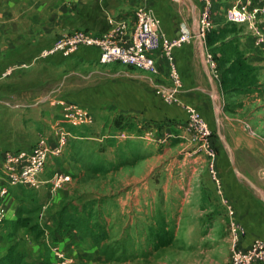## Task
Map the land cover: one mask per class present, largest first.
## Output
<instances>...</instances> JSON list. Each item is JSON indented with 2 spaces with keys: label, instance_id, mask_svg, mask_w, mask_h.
<instances>
[{
  "label": "crops",
  "instance_id": "crops-1",
  "mask_svg": "<svg viewBox=\"0 0 264 264\" xmlns=\"http://www.w3.org/2000/svg\"><path fill=\"white\" fill-rule=\"evenodd\" d=\"M251 1L258 3V0ZM232 2L214 0V23L225 21V11ZM260 3L264 6V0ZM198 4V0L189 3L185 0H0V65L4 68L19 61L30 62L57 37L77 29L103 35L112 28L110 19L114 24L124 23L130 30L134 10L140 6L156 15L162 33L173 36L182 24L189 29L193 27ZM260 25L264 28V23ZM243 29L238 35L239 50L256 72L257 82L244 91L229 94H224L219 81L211 78L202 50L194 40L174 51L181 85L172 103L163 99L171 79L169 65L158 50L151 52L159 67L157 74L129 69L116 62L100 63L97 53L86 48L76 50L69 57L56 55L37 59L27 68L18 69L0 84V93L4 94V98L0 97V113H5L4 119L10 121L9 129L0 126V168L5 150L30 152L40 136L49 144L55 142L64 124L62 109L57 106L52 110L54 114H47L39 102L46 87L57 86L51 96L80 103L94 114L97 126H109L121 116L136 124L146 123L150 130L159 128L161 135L164 132L168 137L185 139V153L181 154L179 162L187 163L186 169L194 173L172 179L170 190L167 187L165 192L172 196V204H176L182 214L211 216L208 230L213 238L228 242L229 256L228 223L232 220L245 227V234L239 240L240 248H247L255 238L264 239V199L249 184L251 181L264 196V48L255 46L251 33ZM214 92L221 100L222 133L232 156L230 159L226 147L215 137V177L205 168L207 157L192 153L186 126V105H194L210 123L215 106ZM225 103L228 110L224 109ZM30 119L36 120L31 126ZM39 121L42 133L37 127ZM203 171L206 173L199 174ZM10 195L9 192L4 199L6 219L15 220ZM201 225L206 229L207 224ZM187 228L177 227L184 232L193 229ZM179 230H175L176 240L185 244V235L181 238ZM206 233L198 234L197 239H204ZM61 234L62 242L67 244L65 247L77 255L76 246H82L80 235L67 229L61 230ZM44 258L39 256L35 262L31 258L26 260L33 264H50Z\"/></svg>",
  "mask_w": 264,
  "mask_h": 264
},
{
  "label": "rangeland",
  "instance_id": "rangeland-1",
  "mask_svg": "<svg viewBox=\"0 0 264 264\" xmlns=\"http://www.w3.org/2000/svg\"><path fill=\"white\" fill-rule=\"evenodd\" d=\"M185 1L189 3L194 0ZM195 25L196 21L190 28L191 33H194ZM243 32L242 26L229 24L222 19L213 22V27L204 39L195 37L194 41L201 50H207L208 47L219 60H225V47L219 37L234 35L233 40L239 46L238 35ZM255 75L257 77L256 72ZM5 78H0V84ZM55 88L57 86L46 87L40 98L39 103L43 104V111L47 114H54L53 108H57L49 101ZM215 94L210 125L216 140L221 142L217 136L215 116L217 113L222 130V104ZM0 97L4 98V94L0 93ZM4 117L5 113H0V126L9 129L10 121ZM32 121L36 122L30 119V126ZM37 123L42 133L43 128L39 129L42 124L40 121ZM63 126L70 130L71 135L62 154L45 166L41 183L33 187L14 186L10 189L15 217L28 214L40 229L14 230L10 226L13 220L1 222L0 256L6 254L7 248L14 246L26 254V259L29 256L35 262L39 256H44L49 260L50 246L57 242L73 264H230L228 242L213 238L208 230L212 224L209 222L211 216L182 214L176 204H172V196L165 192L167 187L170 190L172 179L194 173L186 169L187 163H180V156L185 153V139L168 137L164 132L161 135L159 128L156 131L152 129L149 134L146 123L136 124L121 116L116 117L109 126L101 127L94 123L89 126H70L66 122ZM122 131L130 137L119 136ZM205 168L208 171L207 162ZM55 171L69 175V180L50 191L45 180ZM62 208L88 217L91 224L97 223L99 230L96 235L103 237L100 244L95 245L91 238L85 237L82 246H76L79 248L77 255L71 253V249L66 248L67 244L62 242L61 231L53 227L54 217ZM158 214L165 217L174 231L179 230L177 227H193L186 232L179 230L181 238L185 235V244L178 242L164 250H152L148 228L154 225ZM203 223L207 224L206 229L201 225ZM43 228L45 230L41 233ZM103 230L105 235L102 234ZM204 232H207V236L198 240V234Z\"/></svg>",
  "mask_w": 264,
  "mask_h": 264
},
{
  "label": "built area",
  "instance_id": "built-area-1",
  "mask_svg": "<svg viewBox=\"0 0 264 264\" xmlns=\"http://www.w3.org/2000/svg\"><path fill=\"white\" fill-rule=\"evenodd\" d=\"M251 0H233L225 11V21L245 27L252 35L254 44L264 48V6ZM198 11L194 33L182 24L179 32L166 36L160 30L158 18L144 6L137 7L133 13V25L130 30L124 23H115L110 19L112 28L103 35H94L84 29H77L57 37L51 44L43 47L30 61H19L0 69V78H5L18 69L27 68L37 59H47L52 56L69 57L76 50L86 48L97 53L100 63L116 62L128 67L145 70L157 74L159 67L151 55L152 51H160L169 65L171 86L163 95L166 103L175 100V94L181 85L180 75L174 63V51L189 45L195 37L204 39L213 27L214 0H198ZM202 55L206 62L211 78L220 80L221 69L211 53L205 49ZM49 101L62 109L63 121L70 126H89L94 123V114L76 102L64 97L50 96ZM186 126L192 153L207 157L210 174L216 175V145L212 126L194 105H186ZM151 130L149 131V134ZM70 130L63 126L59 130L53 144H49L43 136L39 137L30 152L22 150H5L2 155L0 168V223L6 220V205L4 199L14 186L33 187L41 183V177L47 163L59 157L64 150ZM119 136L130 137L122 131ZM133 136V135H131ZM69 180V175L55 171L45 183L50 191ZM245 234V227L237 220L228 224L230 242V264H264V239L255 238L247 248L239 247V240ZM50 264H73L59 243L50 246Z\"/></svg>",
  "mask_w": 264,
  "mask_h": 264
},
{
  "label": "trees",
  "instance_id": "trees-1",
  "mask_svg": "<svg viewBox=\"0 0 264 264\" xmlns=\"http://www.w3.org/2000/svg\"><path fill=\"white\" fill-rule=\"evenodd\" d=\"M232 24V23H229ZM236 25V24H233ZM209 34V33H208ZM207 34V35H208ZM206 35V36H207ZM232 35V34H231ZM234 35L227 37H219L221 44L224 45L225 60H219L215 53L208 47L207 50L215 58L221 69L220 87L224 94H229L233 91H244L245 87L252 86L256 83V75L254 69L247 64L246 58L239 50V46L234 42ZM211 43V42H210ZM240 51V52H239ZM225 95L224 98H226ZM227 104V103H226ZM228 105V104H227ZM224 109L228 110L229 106ZM120 121V118L118 119ZM215 135V132H214ZM7 222V219H6ZM11 228L17 230L19 228H27L29 231L39 230L38 223L32 220L31 216L19 215L10 224ZM53 227L60 232L61 230H73L80 235L81 239L85 237L92 239L95 245H99L102 236L96 235L99 230L97 223L91 224L89 218L80 216L77 213H71L62 208L54 217ZM51 228V227H50ZM44 228L41 230L43 233ZM149 239L151 240L152 250L157 252L177 245L174 228L171 227L163 215L158 214L154 220V225L148 228ZM103 235L106 233L103 230ZM38 235V233H36ZM42 235V234H41ZM36 238V237H35ZM49 258V263H50ZM0 264H33L26 260V254L23 251L15 249L14 246L7 248L6 254L0 256ZM41 264H46L41 263Z\"/></svg>",
  "mask_w": 264,
  "mask_h": 264
},
{
  "label": "water",
  "instance_id": "water-1",
  "mask_svg": "<svg viewBox=\"0 0 264 264\" xmlns=\"http://www.w3.org/2000/svg\"><path fill=\"white\" fill-rule=\"evenodd\" d=\"M215 105V104H214ZM215 120H216V123H217V136L219 137V139L221 140V142H222V144L226 147V149L228 150V152H229V157H230V159L232 158V156H231V153H230V146H229V144H228V142H227V140L224 138V136H223V134H222V130H221V128H220V125H219V121H220V119H219V116H218V114L216 113V116H215ZM234 168V170L236 171V173H238L239 174V172H238V170L235 168V167H233ZM247 179V178H246ZM249 184L254 188V189H256L260 194H261V196H262V198L264 199V196H263V194H262V192L251 182V181H249Z\"/></svg>",
  "mask_w": 264,
  "mask_h": 264
}]
</instances>
